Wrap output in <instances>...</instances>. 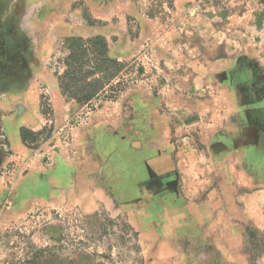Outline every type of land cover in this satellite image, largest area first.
I'll list each match as a JSON object with an SVG mask.
<instances>
[{
	"label": "rangeland",
	"instance_id": "rangeland-1",
	"mask_svg": "<svg viewBox=\"0 0 264 264\" xmlns=\"http://www.w3.org/2000/svg\"><path fill=\"white\" fill-rule=\"evenodd\" d=\"M261 1L122 0L114 14L97 22L109 29L107 36H76L84 52L66 38L38 46L32 71L25 68L13 94L0 96V264H264V154H256L259 169L238 155L218 169L211 154H152L136 181L142 191L124 200L114 199L113 173L98 167L89 181L72 177L63 190V178L53 177L58 166L52 165V154L80 149L74 133L78 137L87 123L123 113L130 118L126 104L137 103L133 110L139 114L149 111L151 99L172 123L176 92L204 89L193 83L199 73L207 77L209 70L212 76L218 60L239 54L238 42L256 33L251 10ZM85 18L95 25L91 14ZM98 35L106 40L110 60L96 68L97 45L87 40ZM69 50L76 62L68 70L79 71L77 84L68 83L72 96L60 87ZM83 75L98 84L78 85ZM50 78L65 104L58 112ZM15 131L22 144L17 155L9 141ZM180 142L179 147L191 145L190 139ZM29 171L33 181L51 180L56 191L48 196L41 184L39 196L12 205L15 182L29 184Z\"/></svg>",
	"mask_w": 264,
	"mask_h": 264
},
{
	"label": "crops",
	"instance_id": "crops-1",
	"mask_svg": "<svg viewBox=\"0 0 264 264\" xmlns=\"http://www.w3.org/2000/svg\"><path fill=\"white\" fill-rule=\"evenodd\" d=\"M121 1L0 0V96L13 94L12 89L18 85L17 78H21L25 68L32 71L31 62L35 60L38 46L49 38L56 41L96 34L107 36L109 29L97 22L102 23L114 14ZM261 2V5L256 2L255 9L251 10L256 19V33L246 35L238 42L239 54L218 60L216 65L219 70L213 69L212 76H209V70L207 77L200 72V77H196L193 83L201 82L204 89L176 92L172 123H167L166 111H162L161 107L156 111L150 99L149 111L136 114L133 108L137 103L126 104L123 108L130 111V118L123 113L122 117L114 120L102 119L79 128L78 137L74 133V141L78 138L80 145L77 147L81 146L80 149L74 153L64 150L52 154L53 170L58 166L53 177L56 178L57 173L63 178H60L65 183L63 190L70 187L72 177H79V182H87L89 177L99 172L100 167L101 173H113L119 183L114 199L130 198L131 191H142L140 183L137 184L143 179L142 163L152 154H211L218 169L225 166L231 156L238 155L246 163L249 162L250 168L259 169L262 165H257L259 155L256 154H264V0ZM87 13L95 20V25L88 26ZM116 57L126 59L120 55ZM47 77L44 76L46 80ZM52 79L50 84L57 98L55 108L58 112L65 104L58 99L59 92ZM205 94L207 96L202 97ZM164 104L165 107L171 105L167 100ZM202 115L206 117L202 118ZM23 118L26 120L27 116ZM24 125L18 122V126ZM172 130L176 145L170 144ZM136 139L140 140L137 144ZM187 139H190L191 145H177L179 140L183 144ZM9 141L16 155L22 152L16 131L11 132ZM30 171L27 173L29 184L20 179L15 182L14 196L9 199L12 205H26V201L39 196L41 184L48 196L55 193L56 185L51 180L46 184L40 180L33 181L35 176ZM130 181L137 182L131 185Z\"/></svg>",
	"mask_w": 264,
	"mask_h": 264
},
{
	"label": "trees",
	"instance_id": "trees-1",
	"mask_svg": "<svg viewBox=\"0 0 264 264\" xmlns=\"http://www.w3.org/2000/svg\"><path fill=\"white\" fill-rule=\"evenodd\" d=\"M65 42H66V44H68L74 48H78L80 52H84L86 50V47L84 45L85 43L81 42V40L77 37L66 38ZM87 43L90 45V47L97 45L96 55L100 57V60L96 61V68H98L103 63L110 60V59L106 58L107 43H106V40L103 36L98 35V36L89 38L87 40ZM93 48H95V46ZM71 61H73V53L71 52V50H69V52H67L66 56L63 59V64L65 65V71H64L63 75L60 77V79H61L60 80V87H61L62 94L69 95V96H72L74 92L69 90L68 83H69V81L70 82L73 81L74 84H77L76 83L77 79L75 78L74 74L79 73V71L68 70V66L70 65ZM73 62H76V61L74 60ZM85 78H86V75L81 76V78H79L80 84H78V85H81V83H84L83 84L84 88H90V87L96 86L98 84V81H99L98 79H93V80H90L89 82H86ZM94 91H95V88L93 91L91 90V91L87 92L84 95V98H88L91 95H93ZM79 99H82V97ZM26 131L27 130L24 128L21 129V137L24 140L26 138V136H25Z\"/></svg>",
	"mask_w": 264,
	"mask_h": 264
}]
</instances>
